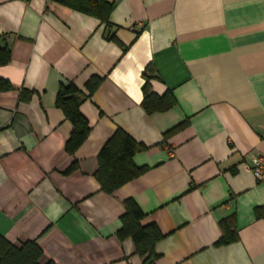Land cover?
Returning <instances> with one entry per match:
<instances>
[{
  "label": "crops",
  "instance_id": "crops-1",
  "mask_svg": "<svg viewBox=\"0 0 264 264\" xmlns=\"http://www.w3.org/2000/svg\"><path fill=\"white\" fill-rule=\"evenodd\" d=\"M108 22L56 0H0L11 53L0 66L10 86L0 91V235L35 241L41 264H143L116 237L132 199L163 235L154 264H264V178L247 168L264 154V0H113ZM93 76L102 80L79 107L90 131L70 155L56 95L67 83L86 93ZM145 76L173 95L171 109L145 113ZM116 129L146 147L132 161L148 170L106 194L94 173ZM226 230L237 239L215 245Z\"/></svg>",
  "mask_w": 264,
  "mask_h": 264
},
{
  "label": "trees",
  "instance_id": "trees-1",
  "mask_svg": "<svg viewBox=\"0 0 264 264\" xmlns=\"http://www.w3.org/2000/svg\"><path fill=\"white\" fill-rule=\"evenodd\" d=\"M63 6L98 19L109 27L108 16L112 9V1L109 0H56ZM107 39L114 42L125 52L126 48L114 37L108 34ZM11 58L10 50L7 47H0V66L9 64ZM102 78L91 77L84 85L86 93L78 89L74 84L67 83L59 86L55 105L60 109L64 118L72 125V130L65 143V151L72 155L87 138L90 127L86 118L80 113L81 103L90 97L98 88ZM10 88L9 84L0 79V91ZM143 98L141 107L146 114L165 112L175 104L173 95L169 92L158 96L151 90L149 77L145 76L142 85ZM184 121L168 132L170 136L184 126ZM142 144L135 142L128 134L121 129H116L111 137L104 143L97 155V169L94 178L98 182L101 191L106 194H113L118 188L135 178L144 174L147 167H137L132 161L135 153L145 149ZM77 169V162L74 161L69 166L65 174H69ZM123 211L119 216L120 229L116 233L118 240L130 239L133 243L134 252L143 259V264H154L158 255L155 253V244L161 240L163 235L153 223H143L144 213L132 199H125L122 202ZM256 216L264 217V212L255 210ZM237 239L230 230L222 235L215 245H223ZM43 255L41 248L35 241H27L19 246H15L0 235V264H41ZM44 264H55L47 261Z\"/></svg>",
  "mask_w": 264,
  "mask_h": 264
},
{
  "label": "built area",
  "instance_id": "built-area-1",
  "mask_svg": "<svg viewBox=\"0 0 264 264\" xmlns=\"http://www.w3.org/2000/svg\"><path fill=\"white\" fill-rule=\"evenodd\" d=\"M50 1V0H46ZM113 1V0H109ZM264 140V135H263ZM249 171L253 174L257 181L262 180L264 178V154H261L257 157L251 159L250 165L247 167Z\"/></svg>",
  "mask_w": 264,
  "mask_h": 264
}]
</instances>
